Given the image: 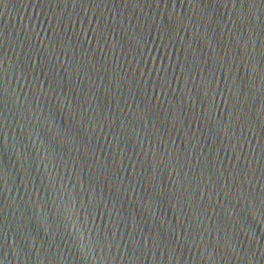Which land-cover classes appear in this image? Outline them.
<instances>
[{
    "label": "water",
    "instance_id": "obj_1",
    "mask_svg": "<svg viewBox=\"0 0 264 264\" xmlns=\"http://www.w3.org/2000/svg\"><path fill=\"white\" fill-rule=\"evenodd\" d=\"M67 264H264V0H28Z\"/></svg>",
    "mask_w": 264,
    "mask_h": 264
}]
</instances>
